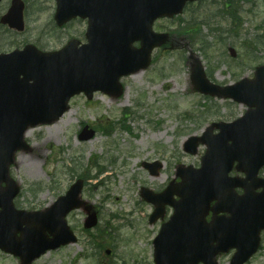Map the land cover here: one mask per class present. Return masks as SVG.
<instances>
[{
  "label": "rangeland",
  "instance_id": "obj_1",
  "mask_svg": "<svg viewBox=\"0 0 264 264\" xmlns=\"http://www.w3.org/2000/svg\"><path fill=\"white\" fill-rule=\"evenodd\" d=\"M222 1L192 3L181 20L156 21L155 30L169 32L171 39L165 47L156 48L147 69L122 78V96L97 92L89 100L83 93L76 95L62 118L36 126L27 138L30 147L18 153L11 168L21 186L16 206L44 209L82 178L81 197L99 219L87 229L86 207L73 210L67 219L77 241L49 250L32 264H155L153 240L162 221L149 223L153 205L141 197V188H165L174 179L178 163L200 166L205 147L200 146L198 154L188 153L186 140L202 135L214 121L238 118L247 108L192 89L190 49L199 54L210 79L219 85L253 77L256 66L264 64V51L255 44L264 37V0H235L231 9ZM25 2L26 30L17 35L0 26V52L26 43L56 50L70 38L84 40V20L57 27L55 0ZM10 3L1 2L0 16ZM229 46L236 49V57L230 55ZM86 125L94 132L81 139ZM156 160L163 167L158 176H152L143 162ZM171 214L168 209L165 219ZM233 253L220 254L219 264H230ZM0 264H21V260L0 251ZM245 264H264V235L258 255Z\"/></svg>",
  "mask_w": 264,
  "mask_h": 264
},
{
  "label": "water",
  "instance_id": "obj_2",
  "mask_svg": "<svg viewBox=\"0 0 264 264\" xmlns=\"http://www.w3.org/2000/svg\"><path fill=\"white\" fill-rule=\"evenodd\" d=\"M188 1L194 0H57L59 24L76 16L88 18V44L78 48L79 41L72 40L55 52L27 47L0 54V248L19 255L22 264L32 263L48 249L76 241L66 216L85 204L79 181L50 208L35 212L15 209L13 200L19 188L8 172L16 151L28 148L26 131L58 120L70 108L72 96L82 91L90 98L95 90L120 95V78L148 67L153 48L169 38L167 33L153 31L154 21L181 13ZM22 10L23 2L13 0L2 22L22 29ZM135 41H141L140 48L133 46ZM189 63L194 90L232 98L246 104L248 110L234 122L215 123L202 137L191 138L194 143L187 150L192 153L197 152L199 142L207 145L201 168L180 165L177 175L182 181L171 183L162 193L143 189L144 198L155 204L151 222L164 217L166 205L174 208L154 240L155 262L218 264V253L237 247L232 264H244L258 249L264 229V190L259 194L255 190L261 186L257 167L264 163V65L256 68L254 78L220 86L207 77L194 51ZM215 127L220 132L213 135ZM91 134L84 131L81 137ZM236 160L246 178L228 175ZM146 166L157 174L161 164ZM2 182L7 183L5 188ZM238 186L245 188L244 194L235 191ZM210 211L212 220L207 222ZM97 222L93 213L86 227Z\"/></svg>",
  "mask_w": 264,
  "mask_h": 264
},
{
  "label": "trees",
  "instance_id": "obj_3",
  "mask_svg": "<svg viewBox=\"0 0 264 264\" xmlns=\"http://www.w3.org/2000/svg\"><path fill=\"white\" fill-rule=\"evenodd\" d=\"M236 3L235 0H228L225 2V4L223 5L224 7L226 8H229L230 6V9L234 7V4ZM231 15H233L232 12H230ZM235 16V15H234ZM209 23V22H207ZM218 30V29H216ZM193 31V29L191 28V30L187 31V32H191ZM235 35V34H234ZM193 36V35H192ZM255 44H256V49H261V51H264V37H258V39L255 41ZM260 46H263V47H260Z\"/></svg>",
  "mask_w": 264,
  "mask_h": 264
},
{
  "label": "bare ground",
  "instance_id": "obj_4",
  "mask_svg": "<svg viewBox=\"0 0 264 264\" xmlns=\"http://www.w3.org/2000/svg\"><path fill=\"white\" fill-rule=\"evenodd\" d=\"M34 129L35 128H31V129L28 130V132L26 134L27 138L31 136V134L33 133ZM50 137L52 138V136H50ZM97 184H102V183H101V181H98ZM97 207L98 208H102V204H98Z\"/></svg>",
  "mask_w": 264,
  "mask_h": 264
}]
</instances>
